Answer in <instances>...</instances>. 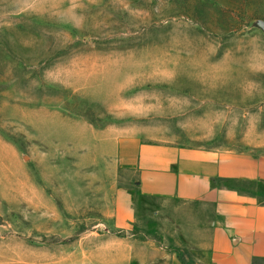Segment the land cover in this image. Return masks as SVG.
Returning <instances> with one entry per match:
<instances>
[{"label": "rangeland", "instance_id": "rangeland-1", "mask_svg": "<svg viewBox=\"0 0 264 264\" xmlns=\"http://www.w3.org/2000/svg\"><path fill=\"white\" fill-rule=\"evenodd\" d=\"M263 24L264 0H0V136L48 199L41 231L0 187V242H161L151 220L115 230L97 207L63 212V166L55 148L40 165V132L50 141L62 119L136 121L184 145L264 154ZM227 183L264 202V184ZM171 250L194 264L184 247Z\"/></svg>", "mask_w": 264, "mask_h": 264}, {"label": "crops", "instance_id": "crops-1", "mask_svg": "<svg viewBox=\"0 0 264 264\" xmlns=\"http://www.w3.org/2000/svg\"><path fill=\"white\" fill-rule=\"evenodd\" d=\"M48 133L50 141L40 132L39 162L47 164L48 151L56 149L57 166H63V183L56 185L63 212L97 207L115 230L151 220L162 240L140 244L112 237L84 246L79 237L68 247L49 249L5 238L0 264H182L171 247H184L194 264L264 261V204L227 183L264 184V154L184 145L162 135L157 124L136 121L98 126L83 118L62 119ZM18 153L0 136V187L9 205L23 206L42 231L48 199L27 179ZM62 218L55 214L58 222ZM64 248L71 251L66 259Z\"/></svg>", "mask_w": 264, "mask_h": 264}, {"label": "water", "instance_id": "water-1", "mask_svg": "<svg viewBox=\"0 0 264 264\" xmlns=\"http://www.w3.org/2000/svg\"><path fill=\"white\" fill-rule=\"evenodd\" d=\"M262 28L264 29V24L262 25Z\"/></svg>", "mask_w": 264, "mask_h": 264}, {"label": "trees", "instance_id": "trees-1", "mask_svg": "<svg viewBox=\"0 0 264 264\" xmlns=\"http://www.w3.org/2000/svg\"><path fill=\"white\" fill-rule=\"evenodd\" d=\"M261 203H263V204H264V202H261Z\"/></svg>", "mask_w": 264, "mask_h": 264}]
</instances>
